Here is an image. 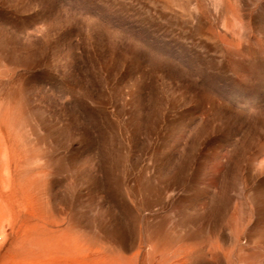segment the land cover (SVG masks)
I'll return each instance as SVG.
<instances>
[{
    "label": "rangeland",
    "instance_id": "1",
    "mask_svg": "<svg viewBox=\"0 0 264 264\" xmlns=\"http://www.w3.org/2000/svg\"><path fill=\"white\" fill-rule=\"evenodd\" d=\"M0 264H264V0H0Z\"/></svg>",
    "mask_w": 264,
    "mask_h": 264
}]
</instances>
